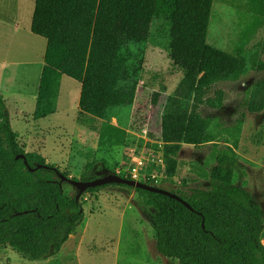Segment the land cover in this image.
Returning a JSON list of instances; mask_svg holds the SVG:
<instances>
[{
  "label": "trees",
  "instance_id": "obj_1",
  "mask_svg": "<svg viewBox=\"0 0 264 264\" xmlns=\"http://www.w3.org/2000/svg\"><path fill=\"white\" fill-rule=\"evenodd\" d=\"M252 2L264 19V0ZM214 4L215 0H36L31 31L47 40L45 64L57 74L55 78L66 76L82 84L80 115L108 121L116 118V110L134 106L144 80L143 47L153 22H160L170 65L184 78L177 95L192 102L185 132L164 148L166 181L171 184L160 188L181 197L193 211L167 196L117 184L85 194L113 187L134 190L155 232L158 253L179 264H264V210L234 183L236 176L245 178L246 166L233 146L217 144L222 134L202 110L222 109L227 96L221 90L212 96L214 88L238 82L250 71L245 55L209 44ZM259 69L264 70V64ZM166 91L162 86L154 94L155 104ZM248 110L252 114L264 110V82ZM141 120L137 110L131 124L134 131L141 128ZM207 144L214 145L213 166L206 174L208 189L175 191L183 145ZM20 155L26 156L31 168H44L30 172L23 160L16 159ZM59 173L71 178L19 143L0 94V249L8 246L31 262L60 254L83 224L85 212L84 194L78 200L79 192L62 183ZM109 174L118 175L101 160L87 164L80 179L73 180L90 182ZM141 182L153 186L148 178Z\"/></svg>",
  "mask_w": 264,
  "mask_h": 264
},
{
  "label": "rangeland",
  "instance_id": "obj_2",
  "mask_svg": "<svg viewBox=\"0 0 264 264\" xmlns=\"http://www.w3.org/2000/svg\"><path fill=\"white\" fill-rule=\"evenodd\" d=\"M19 7V14L26 17L27 2ZM254 7L252 0H215L208 42L227 53L245 55L250 71L238 82L221 83L214 88L212 96L219 90L227 96L222 109L205 107L202 110L206 117L213 119L215 131L222 134L217 144L233 146L246 166L245 178L240 180L236 176L234 183L247 190L264 210V110L254 114L248 110V104L264 82V70L259 69L264 64V19ZM13 12L6 0H0V93L5 97L13 130L23 141L19 143H25V139L29 147L44 144L52 163L61 159V167L57 168L76 179H80L87 164L101 160L119 176H130L129 168L136 151L146 160L149 174L164 175L161 187L171 184L166 181L164 148L176 143V136L185 132L192 102L177 95L184 78L170 65L161 23L153 22L149 41L143 47L144 80L139 84L132 108L116 110V118L108 121L80 115L75 103L67 107L66 96L67 82H72L75 89L79 83L59 77L54 79L53 86L50 84V89L53 87L56 101L61 92L60 108L41 121L35 115L38 93L47 81L42 77L41 66L45 64V51L42 45L23 40L14 31L5 29L11 25L5 21ZM27 51L30 54L33 51V57ZM162 86L167 91L155 104L153 96ZM137 110L142 116L141 128L134 131L131 124ZM40 125L49 129L42 131ZM183 146L174 190L187 194L208 189L206 174L213 166L214 145ZM162 161L164 167L160 170ZM142 180L145 178L138 181ZM82 201L84 222L57 257L31 262L4 246L0 249V264H179L158 253L155 232L148 216L138 206L141 197L134 190L108 188L96 194H84Z\"/></svg>",
  "mask_w": 264,
  "mask_h": 264
},
{
  "label": "crops",
  "instance_id": "obj_3",
  "mask_svg": "<svg viewBox=\"0 0 264 264\" xmlns=\"http://www.w3.org/2000/svg\"><path fill=\"white\" fill-rule=\"evenodd\" d=\"M6 1H7L8 8L12 7V10H14V12H13L11 18L6 19V21H5L6 23H9V25L11 23V25L8 26L7 28H5V27L4 28L14 31V33L17 34L18 37L22 38L23 40H25V39L32 40V41H34L33 43H35V45H42L43 49L45 51V55H46L47 40L34 35L31 31L36 0H16V2H14V3H12L11 0H6ZM25 2H27L28 6H29L28 15L26 17L19 14L20 4H24ZM20 38H18V39H20ZM27 53L29 54L30 57H33L32 56L33 51L31 54L28 51H27ZM45 55H44L43 59L45 58ZM39 66H40V64H39ZM41 66H42V72L44 73L42 77L47 78V81H46V85L42 87L41 92L38 93V97L36 100L37 113H36L35 117H36V119H40L41 121H43V120L47 119L48 117L53 116L55 114V111L57 112V108L58 109L60 108L62 94L60 92V94L58 96V100L56 101L55 91H54L53 87L50 89V84L53 86L54 78L57 74L54 71H52L50 68H48L46 66V64H43ZM4 69H5V71H8V67H5ZM65 77L66 76H61V78H65ZM67 83L69 86V88H67V93H66V96L68 97V100H69V102L67 103V107H68V104L75 103L76 107L78 108L77 111H79L81 92H82V84L79 83L78 89H75L76 87L73 84H71L72 82H67ZM59 88H61V86H59ZM0 94H2V93H0ZM3 97H4V95H3ZM4 100H5V97H4ZM59 100H60V102H59ZM6 105H7V103H6ZM7 108H8V106H7ZM88 116H90V115H88ZM10 121H11V118H10ZM11 126H12V124H11ZM38 127H39V125H38ZM43 128L46 130L49 129V127L40 125V129H42V131H43ZM12 129H13V127H12ZM19 138H20V136H19ZM19 142H23V141H21L19 139ZM24 142L25 143H23L21 145L23 146V148L25 149V151L27 153H29L28 151L32 150L35 154L43 157L46 160L47 164L53 165V166L59 167V168L61 167L60 162H59V160L61 161V159H55V160H57L56 162H58V163H52V160L49 159V157L47 156L46 147L44 144L35 143V144L31 145V147H29L28 141H25V139H24ZM28 147H29V149H28ZM71 177L74 178V175H71Z\"/></svg>",
  "mask_w": 264,
  "mask_h": 264
},
{
  "label": "water",
  "instance_id": "obj_4",
  "mask_svg": "<svg viewBox=\"0 0 264 264\" xmlns=\"http://www.w3.org/2000/svg\"><path fill=\"white\" fill-rule=\"evenodd\" d=\"M16 159L17 160H23L25 166L29 169L30 172H35L39 169L44 168L43 166H37L36 168H31L29 166L28 160H27L25 155H20ZM59 177H60L62 183H68L69 185L74 187L79 192V195L77 198L78 200L81 198V196L83 194H85L87 191H89L91 189L100 188V187H103L106 185L117 184V185L127 186V187H131V188H135V189H141V190H145L148 192L167 196L171 199H174V200L181 202L188 209L193 211L192 207L187 202H185L181 197L177 196L176 194H173V193H171L167 190H164L162 188H158V187H154L151 185L144 184V183L139 182V181L129 180V179L123 178L119 175L109 174V175L97 178V179L90 181V182L76 181V180H73V178H69V177L64 176L62 173H59ZM24 214H28V212L19 213V214H17V216L24 215Z\"/></svg>",
  "mask_w": 264,
  "mask_h": 264
},
{
  "label": "built area",
  "instance_id": "obj_5",
  "mask_svg": "<svg viewBox=\"0 0 264 264\" xmlns=\"http://www.w3.org/2000/svg\"><path fill=\"white\" fill-rule=\"evenodd\" d=\"M160 170L163 169L164 164L163 161L160 165ZM130 176L133 178V180L138 181L142 178L150 179L151 183L154 187L160 188L165 180V177L163 174L160 173H148V165L144 157L139 156L136 154V151H134L133 158H132V164L130 165ZM161 172V171H160Z\"/></svg>",
  "mask_w": 264,
  "mask_h": 264
}]
</instances>
